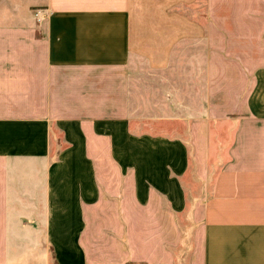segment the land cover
Here are the masks:
<instances>
[{"label": "crops", "instance_id": "1", "mask_svg": "<svg viewBox=\"0 0 264 264\" xmlns=\"http://www.w3.org/2000/svg\"><path fill=\"white\" fill-rule=\"evenodd\" d=\"M52 254L264 264V0H0V264Z\"/></svg>", "mask_w": 264, "mask_h": 264}, {"label": "rangeland", "instance_id": "2", "mask_svg": "<svg viewBox=\"0 0 264 264\" xmlns=\"http://www.w3.org/2000/svg\"><path fill=\"white\" fill-rule=\"evenodd\" d=\"M204 58L201 56V57H192L191 56V58H188L187 59V62H184V63H182V64H187V65H190V64H192L193 66H198V65H200L201 63H203V60ZM194 70H196V67H194ZM187 76H188V79H189V81H192L193 83L190 85V87H191V89H193V90H197L200 86H199V84L198 83H195V82H199L200 83V78H199V76H200V73L199 72H193V73H191V75H190V73L189 74H187ZM177 87H178V89L181 91V93H182V97L183 98H185L186 100H189L187 97H186V94H187V92L189 91V89H184L183 88V86H181L180 85V83L178 82V84H177ZM194 103H196V104H199L200 105V102L198 101V102H195L194 101ZM259 110H260V108H259ZM261 112L263 113V108H261ZM182 227H183V229L185 230V232L188 234L189 233V231H190V228L192 227V226H190V221H188V218H183V220H182ZM186 237V236H185ZM187 238V237H186Z\"/></svg>", "mask_w": 264, "mask_h": 264}, {"label": "trees", "instance_id": "3", "mask_svg": "<svg viewBox=\"0 0 264 264\" xmlns=\"http://www.w3.org/2000/svg\"><path fill=\"white\" fill-rule=\"evenodd\" d=\"M52 260H53V263L54 264H58L57 261H56V259H55V255L54 254H52Z\"/></svg>", "mask_w": 264, "mask_h": 264}]
</instances>
